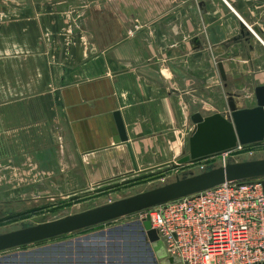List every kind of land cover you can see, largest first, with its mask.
I'll return each instance as SVG.
<instances>
[{
	"label": "crops",
	"instance_id": "obj_1",
	"mask_svg": "<svg viewBox=\"0 0 264 264\" xmlns=\"http://www.w3.org/2000/svg\"><path fill=\"white\" fill-rule=\"evenodd\" d=\"M259 84L264 0H0V206L157 172L192 113L253 106Z\"/></svg>",
	"mask_w": 264,
	"mask_h": 264
},
{
	"label": "water",
	"instance_id": "obj_2",
	"mask_svg": "<svg viewBox=\"0 0 264 264\" xmlns=\"http://www.w3.org/2000/svg\"><path fill=\"white\" fill-rule=\"evenodd\" d=\"M255 96L256 104L244 107H238L231 97L227 114L221 111L209 114L201 111L192 113L194 126L188 140V153L177 161L199 158L233 147L237 143L250 144L264 140V84L255 87ZM115 116L119 128V136L115 139L127 140L128 135L120 112L116 111ZM129 146L131 147L130 143ZM262 175L264 157L229 161L198 172L178 175L173 180L137 193L54 219L0 232V252L110 221L227 180H243ZM143 224L142 231L156 264H182L178 256L168 254L163 239L156 228L152 227L149 217Z\"/></svg>",
	"mask_w": 264,
	"mask_h": 264
},
{
	"label": "built area",
	"instance_id": "obj_3",
	"mask_svg": "<svg viewBox=\"0 0 264 264\" xmlns=\"http://www.w3.org/2000/svg\"><path fill=\"white\" fill-rule=\"evenodd\" d=\"M255 151L237 143L202 156L191 169L226 164ZM137 212L143 213L141 221L149 217L168 254L182 264H264V175L227 180Z\"/></svg>",
	"mask_w": 264,
	"mask_h": 264
},
{
	"label": "rangeland",
	"instance_id": "obj_4",
	"mask_svg": "<svg viewBox=\"0 0 264 264\" xmlns=\"http://www.w3.org/2000/svg\"><path fill=\"white\" fill-rule=\"evenodd\" d=\"M248 147L256 150L255 153L253 155L240 153L243 155L239 160L264 157V140L250 143ZM186 153L188 143L181 156ZM203 158L205 157L191 158L184 162L174 160V163L171 162L157 172L126 178L119 182L120 185L117 187L106 190L103 193L105 195L89 202L59 205L57 189L46 193L31 189L30 197L24 203L14 201L12 204L0 206V232L61 217L108 202L110 199L149 189L164 181L173 180L178 175L198 172L191 168L196 167L198 160ZM142 218V212L124 215L43 241L1 251L0 259L2 262L8 257V262L11 263L5 264H13L14 261L17 264H57L60 259H64L66 264H69V259H72L73 264H156L147 239L141 231V225L145 221H141Z\"/></svg>",
	"mask_w": 264,
	"mask_h": 264
},
{
	"label": "trees",
	"instance_id": "obj_5",
	"mask_svg": "<svg viewBox=\"0 0 264 264\" xmlns=\"http://www.w3.org/2000/svg\"><path fill=\"white\" fill-rule=\"evenodd\" d=\"M247 179H249V178H247ZM140 225H141V223H140ZM141 227H142V225H141ZM141 231H142V228H141ZM142 233H143V231H142ZM59 257L63 258L62 256H59ZM7 262H8V257L5 258V261L0 262V264H5ZM8 263H11V262H8ZM68 263L73 264L72 259L71 260L69 259ZM74 263H76V262H74ZM13 264H17V262L14 261ZM57 264H66V261L64 259H60V261L57 262Z\"/></svg>",
	"mask_w": 264,
	"mask_h": 264
}]
</instances>
